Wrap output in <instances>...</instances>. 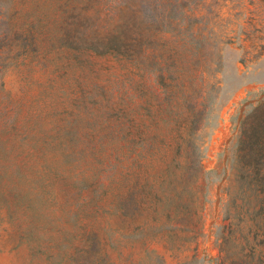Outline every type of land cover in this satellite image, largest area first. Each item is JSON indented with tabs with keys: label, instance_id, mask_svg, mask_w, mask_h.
<instances>
[{
	"label": "rangeland",
	"instance_id": "rangeland-1",
	"mask_svg": "<svg viewBox=\"0 0 264 264\" xmlns=\"http://www.w3.org/2000/svg\"><path fill=\"white\" fill-rule=\"evenodd\" d=\"M162 5L174 26L142 29L153 71L178 53L208 88L188 136L167 79L73 48L67 0H0V264H224L264 249V225L226 211L240 120L264 99V0Z\"/></svg>",
	"mask_w": 264,
	"mask_h": 264
},
{
	"label": "trees",
	"instance_id": "trees-1",
	"mask_svg": "<svg viewBox=\"0 0 264 264\" xmlns=\"http://www.w3.org/2000/svg\"><path fill=\"white\" fill-rule=\"evenodd\" d=\"M67 2L73 14L70 39L73 48L85 49L100 55L122 56L130 64L146 71L145 77L156 84L162 79H167L169 82L164 92L168 99L172 101L181 93L184 102L187 103L184 129L188 136L197 116L195 109L189 106L191 98L197 91H200L199 97L207 98L208 88H197L194 82L199 81L205 74L200 71L193 75L183 66L186 59L177 55L178 53L167 57L159 55L158 64H164L167 60H170L169 63L157 71H153L151 67V64L156 62L153 61L151 37L145 30L158 24L165 31L175 24L169 20L172 9L166 11L162 5L166 0H67ZM143 4L145 27L140 28L138 13ZM149 5H153L154 10L150 11ZM159 8L163 11L156 13ZM178 14L182 17L183 11L178 9ZM215 83L217 81L209 83L208 86L215 87ZM235 141L234 170L237 182L234 190L228 193L226 211L231 216L229 225L233 223L238 226L247 217L244 225L261 227L264 225V99L258 101L243 121L240 120ZM188 142L189 139L183 138V143ZM188 149L189 147H181L179 144L177 153L181 152V160L185 165L193 166L194 172L198 170V174H202L199 158L195 159V156L190 155ZM175 163L179 164L180 161ZM247 221H250V224ZM217 258H221L224 264H264V249L257 256L251 252L232 258L227 255H219Z\"/></svg>",
	"mask_w": 264,
	"mask_h": 264
}]
</instances>
